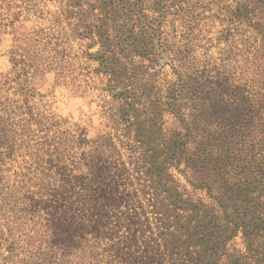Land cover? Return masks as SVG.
Returning <instances> with one entry per match:
<instances>
[{
	"label": "trees",
	"instance_id": "trees-1",
	"mask_svg": "<svg viewBox=\"0 0 264 264\" xmlns=\"http://www.w3.org/2000/svg\"><path fill=\"white\" fill-rule=\"evenodd\" d=\"M85 2L73 24L94 63L84 81L110 98V127L149 197L129 212L141 234L120 235L123 217L93 220L101 202L80 201L79 176L59 158L51 179L70 196L48 226L51 258L138 264L119 247L144 237L156 264H264V0ZM23 225L0 213L4 264L21 261L9 235Z\"/></svg>",
	"mask_w": 264,
	"mask_h": 264
},
{
	"label": "rangeland",
	"instance_id": "rangeland-1",
	"mask_svg": "<svg viewBox=\"0 0 264 264\" xmlns=\"http://www.w3.org/2000/svg\"><path fill=\"white\" fill-rule=\"evenodd\" d=\"M82 7L85 0H0V213L14 210L25 224L20 238L7 232L19 239L16 259L23 263L18 264H59L48 245L53 213L70 196L51 179L63 171L59 158L79 176L74 182L83 194L80 201L101 202L90 207L93 220L101 213L106 221L123 217L120 235L141 234L129 212L149 197L148 189L135 168L137 155L123 152L110 127V98L100 100L85 84L94 63L73 28ZM69 11L73 15L66 18ZM64 62L69 77L61 74ZM143 239L140 247L120 245V253L138 257V264H156L148 252L154 243L145 245ZM6 248L1 238L0 264Z\"/></svg>",
	"mask_w": 264,
	"mask_h": 264
}]
</instances>
